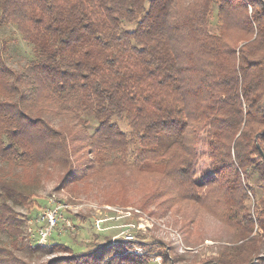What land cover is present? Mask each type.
Masks as SVG:
<instances>
[{
	"label": "trees",
	"instance_id": "obj_1",
	"mask_svg": "<svg viewBox=\"0 0 264 264\" xmlns=\"http://www.w3.org/2000/svg\"><path fill=\"white\" fill-rule=\"evenodd\" d=\"M242 1L0 0V21L33 55L14 71L0 60V264L69 249L24 235L18 208L36 204L43 178H100L124 161L160 190L222 205L226 221L243 224L237 259L252 258L251 226L264 233V21ZM231 29L241 32L232 40ZM202 140L212 177L197 184ZM248 193L254 218L239 215ZM131 248L118 239L51 264H148Z\"/></svg>",
	"mask_w": 264,
	"mask_h": 264
},
{
	"label": "rangeland",
	"instance_id": "obj_2",
	"mask_svg": "<svg viewBox=\"0 0 264 264\" xmlns=\"http://www.w3.org/2000/svg\"><path fill=\"white\" fill-rule=\"evenodd\" d=\"M243 1L247 5L248 15L254 9L264 21L263 0ZM214 16L210 19L212 29L216 25ZM123 25L125 29L134 26ZM240 33L237 29H231L227 38L235 39ZM30 49V45L24 42L13 24L0 21L1 61L11 70H17L33 57ZM84 116L88 120L85 130L90 134L96 121L90 114ZM46 118L54 126L71 124L70 119ZM202 143L203 140L197 146L198 164L194 178L197 184L212 177L208 152ZM77 148L76 142L70 144L69 153L72 157H80L79 154H82ZM89 152L87 146L82 155L83 161L92 159ZM104 172L100 178L96 174L94 178L71 183L70 180L58 181L55 172L42 179L34 198L36 204L18 208L28 216L23 228L24 235L31 242L35 240L37 228L45 223L36 221L38 217L43 211L61 205L46 244L63 243L70 250L60 246L62 250L54 253H40L30 259H23L26 264H51L71 256L72 252L80 253L86 249L98 248L118 239L127 240L129 246H132L125 254L145 257L148 264H232L230 261L243 264L247 260L251 264H264V233L256 225L251 226L252 230L248 235L256 236L259 240L258 246L251 252L252 258L237 259L244 242L240 233L243 224H236L232 217L230 221H226L220 214L222 205H218V209L213 203L179 197L175 186L173 191L160 190L152 173H141L131 168L127 161L107 168ZM198 192L201 191L197 190ZM248 198L243 201L244 207L239 215L246 212L254 218L258 211L257 204L250 193ZM126 233H131L132 239H126Z\"/></svg>",
	"mask_w": 264,
	"mask_h": 264
},
{
	"label": "built area",
	"instance_id": "obj_3",
	"mask_svg": "<svg viewBox=\"0 0 264 264\" xmlns=\"http://www.w3.org/2000/svg\"><path fill=\"white\" fill-rule=\"evenodd\" d=\"M60 208L61 205H57L53 209L43 211L36 220L39 222H45L44 226L38 227L35 232L34 237L37 245H45L47 243L46 239L50 235V229L56 224L57 216L59 214L58 209ZM126 239H132L131 233H126Z\"/></svg>",
	"mask_w": 264,
	"mask_h": 264
},
{
	"label": "water",
	"instance_id": "obj_4",
	"mask_svg": "<svg viewBox=\"0 0 264 264\" xmlns=\"http://www.w3.org/2000/svg\"><path fill=\"white\" fill-rule=\"evenodd\" d=\"M259 151H260V153L262 154V156H263V153H262V151L259 149ZM264 157V156H263Z\"/></svg>",
	"mask_w": 264,
	"mask_h": 264
}]
</instances>
